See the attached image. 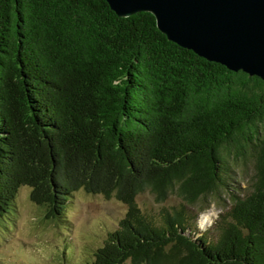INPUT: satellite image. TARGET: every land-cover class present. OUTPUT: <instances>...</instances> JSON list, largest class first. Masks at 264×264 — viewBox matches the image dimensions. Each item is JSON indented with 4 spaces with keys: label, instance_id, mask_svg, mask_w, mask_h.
I'll use <instances>...</instances> for the list:
<instances>
[{
    "label": "trees",
    "instance_id": "1",
    "mask_svg": "<svg viewBox=\"0 0 264 264\" xmlns=\"http://www.w3.org/2000/svg\"><path fill=\"white\" fill-rule=\"evenodd\" d=\"M22 186L59 223L79 190L126 206L86 264H264V81L168 40L150 12L0 0V218ZM145 192L180 203L146 214Z\"/></svg>",
    "mask_w": 264,
    "mask_h": 264
},
{
    "label": "rangeland",
    "instance_id": "2",
    "mask_svg": "<svg viewBox=\"0 0 264 264\" xmlns=\"http://www.w3.org/2000/svg\"><path fill=\"white\" fill-rule=\"evenodd\" d=\"M250 174V171L246 175L236 172L228 180L229 187L238 192L245 190ZM29 194V187H20L14 210L0 218V264H86L108 233L117 228L126 211V206L115 198L106 199L79 190L62 211L68 221L59 223L49 219L46 208L34 203ZM136 202L150 215H155L162 207L180 203L173 196L164 203H155L148 192L138 195ZM221 210L220 204L211 202L200 212L196 235L210 231ZM66 248L70 249L69 253L64 252Z\"/></svg>",
    "mask_w": 264,
    "mask_h": 264
},
{
    "label": "water",
    "instance_id": "3",
    "mask_svg": "<svg viewBox=\"0 0 264 264\" xmlns=\"http://www.w3.org/2000/svg\"><path fill=\"white\" fill-rule=\"evenodd\" d=\"M121 17L150 12L167 39L264 81V0H105Z\"/></svg>",
    "mask_w": 264,
    "mask_h": 264
},
{
    "label": "bare ground",
    "instance_id": "4",
    "mask_svg": "<svg viewBox=\"0 0 264 264\" xmlns=\"http://www.w3.org/2000/svg\"><path fill=\"white\" fill-rule=\"evenodd\" d=\"M204 222H206V221H204ZM207 223V222H206Z\"/></svg>",
    "mask_w": 264,
    "mask_h": 264
}]
</instances>
